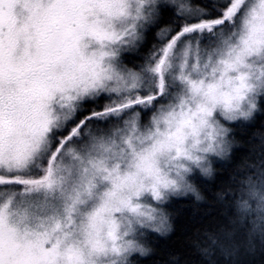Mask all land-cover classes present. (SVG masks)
<instances>
[{"label": "snow or ice", "instance_id": "obj_1", "mask_svg": "<svg viewBox=\"0 0 264 264\" xmlns=\"http://www.w3.org/2000/svg\"><path fill=\"white\" fill-rule=\"evenodd\" d=\"M0 264H264V0H0Z\"/></svg>", "mask_w": 264, "mask_h": 264}, {"label": "trees", "instance_id": "obj_2", "mask_svg": "<svg viewBox=\"0 0 264 264\" xmlns=\"http://www.w3.org/2000/svg\"><path fill=\"white\" fill-rule=\"evenodd\" d=\"M174 211L178 213L174 217V224L177 226V231L171 234L168 239L160 237L157 238L159 240V247L165 250L175 248L179 243L178 238L183 235L180 230L183 229L187 223H189L193 213V208L191 207V202L187 198H182L176 205H174ZM163 258V256H157L155 259L161 260Z\"/></svg>", "mask_w": 264, "mask_h": 264}]
</instances>
